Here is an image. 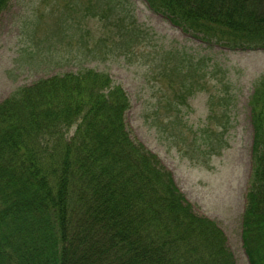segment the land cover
Masks as SVG:
<instances>
[{
	"label": "trees",
	"instance_id": "16d2710c",
	"mask_svg": "<svg viewBox=\"0 0 264 264\" xmlns=\"http://www.w3.org/2000/svg\"><path fill=\"white\" fill-rule=\"evenodd\" d=\"M144 1L208 45L264 47V0ZM9 4L0 0V14ZM128 11L111 0H65L32 15V35L89 42V28L74 17L80 13L96 25L90 42L130 52L151 37ZM159 65L163 77L176 74L168 84L174 98L162 97L167 130L175 129L187 98L208 88L211 66L204 55L181 50H164ZM207 99L205 128L220 116L223 131L230 100L216 93ZM129 108L107 71L83 66L19 86L0 101V264H235L217 223L195 213L158 156L131 138ZM247 110L253 136L240 237L248 264H264V74ZM175 130L170 136L191 158L205 162L223 148L211 130L189 143Z\"/></svg>",
	"mask_w": 264,
	"mask_h": 264
},
{
	"label": "rangeland",
	"instance_id": "374dc122",
	"mask_svg": "<svg viewBox=\"0 0 264 264\" xmlns=\"http://www.w3.org/2000/svg\"><path fill=\"white\" fill-rule=\"evenodd\" d=\"M64 2L10 0L9 6L0 14V101L19 86L57 73L82 66L107 71L129 97L130 108L125 121L131 138L158 156L195 213L217 223L226 236L235 264H248L240 237L253 136L247 101L254 82L264 74V47L240 50L208 45L151 11L144 0H111L112 5L128 9L151 37L148 43L130 52L114 49L108 41L106 45L90 42L91 34L98 32L96 25L92 19L84 21L80 13L74 17H79L81 26L89 28L85 30L89 42L78 45L76 38L71 40L54 32L48 42L44 41L43 31L32 35L35 23L32 15L36 11L58 10ZM51 19L48 17V22ZM164 50L204 55L211 66L208 88L187 98L175 123V129L185 132L187 143L193 135L199 140L203 134L208 136L211 130L210 137L217 138L219 151L224 144L219 153H214L205 162L202 158H191L180 139L170 136V132L176 130L172 127L167 130L162 115L168 109L166 99L174 98L168 84L177 80L176 74H171L170 79L160 73L159 56ZM210 93L225 95L230 100L227 128L223 131L217 125L220 116L217 120L212 118L210 127L205 128ZM162 97L166 99L162 100Z\"/></svg>",
	"mask_w": 264,
	"mask_h": 264
}]
</instances>
